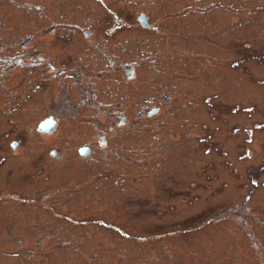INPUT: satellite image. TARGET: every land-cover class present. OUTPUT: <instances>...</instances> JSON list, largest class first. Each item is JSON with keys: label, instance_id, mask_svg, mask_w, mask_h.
<instances>
[{"label": "rangeland", "instance_id": "rangeland-1", "mask_svg": "<svg viewBox=\"0 0 264 264\" xmlns=\"http://www.w3.org/2000/svg\"><path fill=\"white\" fill-rule=\"evenodd\" d=\"M0 20L60 46L87 27L59 66L124 116L79 106L39 132L72 79L54 99L58 77L12 71L26 89L15 110L0 99V264H264V0H0Z\"/></svg>", "mask_w": 264, "mask_h": 264}, {"label": "flooded vegetation", "instance_id": "flooded-vegetation-1", "mask_svg": "<svg viewBox=\"0 0 264 264\" xmlns=\"http://www.w3.org/2000/svg\"><path fill=\"white\" fill-rule=\"evenodd\" d=\"M135 20L137 23H140V21L137 19V16L135 17ZM84 21V20H82ZM7 27L2 31L3 36L0 34V36L3 38V40L0 37V99L2 101L10 102L8 109L9 110H15L14 105L11 102V95H13V89L16 88V96L19 98L23 95V91L26 88H23L21 86V77L24 75L21 73V77L17 80L14 79L12 73L13 70H17L19 68H26L29 72H32L33 70L39 69L41 71V74H47V78L50 76L58 77L56 78L55 84V91L53 92L54 99H57V94L59 93V89H57L59 83L61 82L60 79L63 77H69L72 79V92L71 94L68 93L66 89V99L64 102L63 109L57 107H53L52 110L47 113V117H62L63 112H68L69 114H74L79 106H87L95 109L100 114H103L105 112V116H111L115 109H117V106L112 105L109 103L106 105L104 102H100L96 98V94L93 90V83H89L90 77L85 81V83H82V80L85 78V71L78 67H73L71 70L65 71V68L63 69L61 66H59L62 60H64V54H70L71 48L78 47V44L80 45L81 39L85 38V41L90 39H94V33L88 30L87 27L81 28L82 24L80 25L77 22H71L68 27L72 29L71 36L67 38V44L61 45L59 43H55L54 39H56L58 36L52 35V33L42 34L44 30L40 31L38 34L37 32L34 35H26L28 33H31L32 30L26 31L27 33L23 34L22 36L19 35L17 29L13 24L9 25L8 22H6ZM119 23L116 22L114 25H118ZM87 28V29H86ZM2 30L1 26V20H0V31ZM90 36H89V35ZM16 36V37H15ZM25 36V37H24ZM92 36V37H91ZM24 37V40L22 42H19L15 45V47L6 48L4 51L1 49L3 48V43H8L7 40L11 42H15V40H21ZM88 37V38H86ZM12 38V39H10ZM15 39V40H14ZM18 42V41H17ZM88 43V42H86ZM92 42L89 44L88 47ZM87 47V48H88ZM84 49V48H83ZM67 51V52H66ZM108 63H111L110 59H107ZM64 65V64H63ZM120 69H121V80L129 78L132 74V66L131 64H125V62L120 63ZM45 68L48 69V72L45 71ZM111 69V72L114 71V63L109 67ZM9 74L10 77H9ZM68 75V76H65ZM2 76L8 77L9 81L7 84H4L2 82ZM32 76L35 77V80L40 78L41 76L38 73L33 74ZM110 77V76H109ZM114 78V77H110ZM31 79H34L33 77ZM43 80V79H40ZM69 86V85H68ZM4 91H7L9 95V101L6 97V94H2ZM49 92L47 93V97H45L46 102L50 98L48 97ZM49 102V100H48ZM71 103V104H70ZM75 104V105H74ZM66 106L68 108H66ZM145 107V106H144ZM106 108V110H105ZM120 113L113 114V122L114 120L119 123L124 120V116L122 114L123 108H120ZM150 110V114L152 115L157 111L156 105H150L148 109H145L144 114H148V111ZM159 111V110H158ZM158 111L156 113H158ZM68 116V115H67ZM112 130V124L108 123L105 125V131ZM106 138V133L101 132L97 133L95 135V139L98 141V144H101L104 142ZM13 140V139H12ZM10 143V141H9ZM87 145V144H85ZM89 149L85 150H78L79 156H89V154L94 150V147L92 144L87 145ZM94 152V151H93ZM57 157V156H55Z\"/></svg>", "mask_w": 264, "mask_h": 264}, {"label": "trees", "instance_id": "trees-1", "mask_svg": "<svg viewBox=\"0 0 264 264\" xmlns=\"http://www.w3.org/2000/svg\"><path fill=\"white\" fill-rule=\"evenodd\" d=\"M32 32H35V31H32ZM10 43L12 44L13 47H15L16 44H15L14 42H11V41H10ZM13 47H12V48H13Z\"/></svg>", "mask_w": 264, "mask_h": 264}]
</instances>
